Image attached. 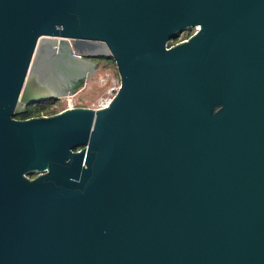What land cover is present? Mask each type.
<instances>
[{
  "label": "water",
  "instance_id": "water-1",
  "mask_svg": "<svg viewBox=\"0 0 264 264\" xmlns=\"http://www.w3.org/2000/svg\"><path fill=\"white\" fill-rule=\"evenodd\" d=\"M88 58L108 105L16 117ZM0 264H264V0H0Z\"/></svg>",
  "mask_w": 264,
  "mask_h": 264
},
{
  "label": "rangeland",
  "instance_id": "rangeland-1",
  "mask_svg": "<svg viewBox=\"0 0 264 264\" xmlns=\"http://www.w3.org/2000/svg\"><path fill=\"white\" fill-rule=\"evenodd\" d=\"M190 33H195L197 28H191ZM187 34H181L177 40ZM97 63L96 68L90 74H88L85 83L76 92L75 95H66L58 101L50 104L49 108L53 111L59 112L64 107L73 105V107L83 106L97 108L102 103H107L117 93L121 79L113 60L105 58H94ZM33 107V106H31Z\"/></svg>",
  "mask_w": 264,
  "mask_h": 264
},
{
  "label": "flooded vegetation",
  "instance_id": "flooded-vegetation-1",
  "mask_svg": "<svg viewBox=\"0 0 264 264\" xmlns=\"http://www.w3.org/2000/svg\"><path fill=\"white\" fill-rule=\"evenodd\" d=\"M190 30L193 31V29ZM56 40L44 39L38 51V62H40V64L44 67L45 70L49 72V74L54 76V79L55 78L58 79L59 77L62 78L63 74L69 72L68 67H70V65L73 63V60L71 59V55H70L71 52L69 49V44H71L72 47H74V44L76 42L75 40H72V42L70 43L68 41L63 40L62 45L57 46L58 43L54 45L57 42ZM59 44L61 43L59 42ZM88 59L95 61L94 58L93 59L88 58ZM80 75L81 74H79L78 72H76L75 75H73L75 76L73 80L76 83L79 82L81 78ZM52 100L55 99H42L39 101L38 105H41L42 103H46V101H52ZM56 101L58 100H55V102ZM31 106H35V105H31ZM31 106H28V108H30ZM18 119H22V118H18ZM37 175L38 173H35L31 175V178H34Z\"/></svg>",
  "mask_w": 264,
  "mask_h": 264
},
{
  "label": "trees",
  "instance_id": "trees-1",
  "mask_svg": "<svg viewBox=\"0 0 264 264\" xmlns=\"http://www.w3.org/2000/svg\"><path fill=\"white\" fill-rule=\"evenodd\" d=\"M185 33L187 34V36L182 37L179 40H177L178 38L173 39V40L169 41V45H173V44H175L181 40L187 39L189 36L192 35V33H190V29L185 30L182 34H185ZM113 63H115V62L113 61ZM54 101L55 100L46 101V103H42L41 105L37 104L33 107L28 108L26 112L19 113L16 117L25 119V118H30L33 116H42V115L53 114V113H55V111L51 110L49 108V106H50V104L54 103Z\"/></svg>",
  "mask_w": 264,
  "mask_h": 264
},
{
  "label": "built area",
  "instance_id": "built-area-1",
  "mask_svg": "<svg viewBox=\"0 0 264 264\" xmlns=\"http://www.w3.org/2000/svg\"><path fill=\"white\" fill-rule=\"evenodd\" d=\"M58 39V38H57ZM67 41L68 42H72V40L71 39H67ZM58 42H60V41H58ZM60 44H58L57 46H59ZM108 103L109 102H107V103H102V104H100L97 108H100V107H104V106H106V105H108ZM71 107H73V105H69V106H67V107H64L62 110H65V109H67V108H71ZM61 110V111H62ZM60 112V111H59ZM55 113H57L56 111H55ZM54 114V113H53Z\"/></svg>",
  "mask_w": 264,
  "mask_h": 264
},
{
  "label": "bare ground",
  "instance_id": "bare-ground-1",
  "mask_svg": "<svg viewBox=\"0 0 264 264\" xmlns=\"http://www.w3.org/2000/svg\"><path fill=\"white\" fill-rule=\"evenodd\" d=\"M56 41H57L56 44H57V43L59 44L58 41H60V43H61L60 45H62V42H63L62 38H58ZM56 44H55V45H56ZM55 50H56V49H55ZM56 51H57V50H56ZM56 51H55V52H56ZM56 53H57V52H56ZM51 56H52V55H51ZM56 67H57V66H56ZM91 71H92V70H91ZM105 103H106V102H105Z\"/></svg>",
  "mask_w": 264,
  "mask_h": 264
}]
</instances>
